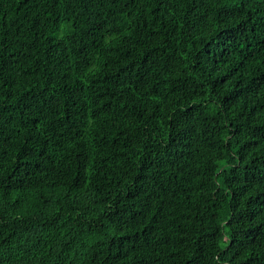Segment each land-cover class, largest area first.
Segmentation results:
<instances>
[{
	"label": "trees",
	"instance_id": "obj_1",
	"mask_svg": "<svg viewBox=\"0 0 264 264\" xmlns=\"http://www.w3.org/2000/svg\"><path fill=\"white\" fill-rule=\"evenodd\" d=\"M0 264H264V0H0Z\"/></svg>",
	"mask_w": 264,
	"mask_h": 264
}]
</instances>
